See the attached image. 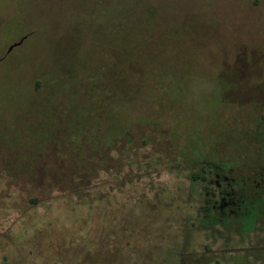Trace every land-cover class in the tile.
<instances>
[{"label": "rangeland", "instance_id": "obj_1", "mask_svg": "<svg viewBox=\"0 0 264 264\" xmlns=\"http://www.w3.org/2000/svg\"><path fill=\"white\" fill-rule=\"evenodd\" d=\"M57 1L0 0L1 161H21L37 147L30 137L35 133L25 128L31 125L26 111H32L30 103L48 94L42 77L49 56L57 54L55 65L69 71H81L82 64L90 60V52L84 49L57 48L49 54L52 40L64 35L61 31L48 33V27L53 28L51 18L43 19L44 13L64 5ZM187 1L189 15L195 13V20L198 14L203 16L202 32L191 30L193 38L200 33L196 37L202 40L195 45L197 41H190L189 36L181 37L174 49L166 48V53L171 57L179 54L194 64L192 74L177 84L184 89L177 116L202 121L219 97L214 72L231 64L241 49L253 56H246L248 64L264 66V0ZM194 2H200L199 9ZM195 20L193 26L198 27ZM23 37L20 45L6 52ZM173 67L186 71L187 65ZM252 76L264 81V72ZM259 94L257 89L240 86L226 93L227 99L234 100H230L232 104L224 100L215 109L220 115L209 128L216 136L210 150L217 160L227 159L233 165L236 156L238 160L246 157L240 130L247 123L245 119L259 109L251 105ZM17 110L23 113H15ZM173 131L177 139L179 133L186 134L182 124ZM18 134L20 138H16ZM169 143V139L162 140L163 156L169 155ZM146 152L139 150L138 161L115 173H100L89 182L75 179L81 182L76 191L73 179L67 176L75 166L72 162L57 163L47 154L45 160L52 163L42 162L23 174L4 169L24 164L0 163V263L264 264V254L251 255L262 242L260 228L241 236L237 227L218 225L209 235L208 229L198 225L201 185L189 179V166L154 161Z\"/></svg>", "mask_w": 264, "mask_h": 264}, {"label": "trees", "instance_id": "obj_2", "mask_svg": "<svg viewBox=\"0 0 264 264\" xmlns=\"http://www.w3.org/2000/svg\"><path fill=\"white\" fill-rule=\"evenodd\" d=\"M57 2L64 5L43 14V19L51 18L53 28L49 26L48 33L61 31L64 34L62 39L52 40L49 54L57 48L84 49L90 52V60L82 64L81 71H69L55 65L57 54L49 56L50 61L46 62L50 63L42 77L48 94L42 100L30 103L32 111H26L31 117V125L25 128L35 133L30 137L37 147L25 154V158L21 157V161L0 160L2 164L25 165L17 169L8 167L4 171L23 174L42 162L69 161L75 166L69 169L67 176L73 179L72 187L76 191V185L81 183L77 182L79 178L89 182L100 173H115L138 161V152L144 148L151 160L176 167L188 165L189 179L204 185L211 163L220 160L210 150L216 136L209 126L219 118L215 109L222 104V99L230 104L233 101L226 99V92L237 89L244 82L259 81L252 76L257 72L248 71L249 67H255L246 60L249 53L241 49L231 64L214 72L219 97L217 105L207 109V119H186L176 114L184 90L177 84L192 74L194 64L179 54L171 57L166 48L174 49L177 39L184 36H189L192 42L197 41L195 45L202 40L200 33L193 38L191 30L202 32L204 26H201L200 18L203 16L198 14L195 20V13L189 15L187 0ZM195 5V9L200 8V2H194ZM194 20L199 23L198 27L193 26ZM253 53L251 50L250 54ZM171 61L174 65L186 64V71L177 70ZM39 122L42 124L38 125ZM179 124L183 125L186 134L177 133L180 137L177 139L173 130ZM9 126L4 125L6 129ZM20 127L24 129L23 124ZM207 133L209 136L204 139ZM20 136L18 134L16 138ZM163 139L170 142L167 157L163 156ZM47 154L51 155L52 161L45 160ZM237 157L233 167L240 161ZM251 194L255 197L246 201L244 212L238 217L231 216L227 222L235 224L241 236L261 229L262 242L257 250H251V255L257 256L264 254V185H260L256 193L252 189ZM206 203L202 200L198 208L209 210ZM203 224L204 229L210 231L215 223ZM0 264L10 263L4 260Z\"/></svg>", "mask_w": 264, "mask_h": 264}, {"label": "flooded vegetation", "instance_id": "obj_3", "mask_svg": "<svg viewBox=\"0 0 264 264\" xmlns=\"http://www.w3.org/2000/svg\"><path fill=\"white\" fill-rule=\"evenodd\" d=\"M251 70L257 73L264 72V66L249 67L248 71ZM240 86H245L249 91L257 89L260 92L259 99L251 102L252 106L255 105L259 109L245 119L247 123H243V130H240L241 134L244 133L243 146L247 148L246 157L241 156L243 159L234 167L227 159L211 163L205 184L197 182L201 185V200L206 201L210 208L199 209L202 215L198 213V225L203 228L204 222L215 223L214 227L222 223L224 228H236L235 224L227 222L228 219L243 213L246 201L255 197L251 194L252 189L256 193L260 185H264V81H247ZM237 149L241 152V148ZM213 232L211 228L209 235Z\"/></svg>", "mask_w": 264, "mask_h": 264}, {"label": "water", "instance_id": "obj_4", "mask_svg": "<svg viewBox=\"0 0 264 264\" xmlns=\"http://www.w3.org/2000/svg\"><path fill=\"white\" fill-rule=\"evenodd\" d=\"M23 39H24V37L21 38L20 40H18L17 42H15L14 44L8 46L6 52H9L13 47L20 45L22 43Z\"/></svg>", "mask_w": 264, "mask_h": 264}]
</instances>
